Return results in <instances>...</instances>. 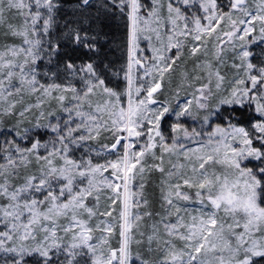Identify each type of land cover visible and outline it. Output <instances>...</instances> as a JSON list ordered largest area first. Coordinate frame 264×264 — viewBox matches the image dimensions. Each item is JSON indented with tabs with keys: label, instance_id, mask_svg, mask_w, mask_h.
Listing matches in <instances>:
<instances>
[{
	"label": "snow or ice",
	"instance_id": "6c2138e0",
	"mask_svg": "<svg viewBox=\"0 0 264 264\" xmlns=\"http://www.w3.org/2000/svg\"><path fill=\"white\" fill-rule=\"evenodd\" d=\"M0 264H264V0H0Z\"/></svg>",
	"mask_w": 264,
	"mask_h": 264
},
{
	"label": "trees",
	"instance_id": "16d2710c",
	"mask_svg": "<svg viewBox=\"0 0 264 264\" xmlns=\"http://www.w3.org/2000/svg\"><path fill=\"white\" fill-rule=\"evenodd\" d=\"M165 2V1H163ZM71 3V0H65V6H69ZM116 35H119V33H115ZM141 47H146V43H142ZM119 63V62H117ZM189 67H191V65H189ZM122 75V74H121ZM184 123H188L189 126L190 125V121H182ZM183 142V141H182ZM158 180V176H153L150 178V182L148 184V192L152 195L155 196L156 198V210H159V187H158V184L156 183V181ZM103 211V209H101V212Z\"/></svg>",
	"mask_w": 264,
	"mask_h": 264
},
{
	"label": "rangeland",
	"instance_id": "374dc122",
	"mask_svg": "<svg viewBox=\"0 0 264 264\" xmlns=\"http://www.w3.org/2000/svg\"><path fill=\"white\" fill-rule=\"evenodd\" d=\"M163 1H165V2H163ZM161 2L164 3L165 6H166V4H167V0H161ZM188 122H189V121H188ZM190 146L194 147L195 145H194V144H190ZM149 163H151V161H149ZM188 206H191V205H188Z\"/></svg>",
	"mask_w": 264,
	"mask_h": 264
}]
</instances>
